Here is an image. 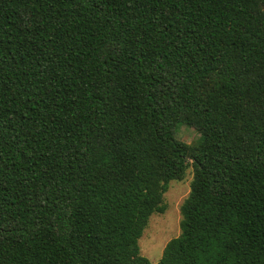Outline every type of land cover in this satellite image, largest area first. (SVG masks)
Listing matches in <instances>:
<instances>
[{
  "label": "trees",
  "instance_id": "1",
  "mask_svg": "<svg viewBox=\"0 0 264 264\" xmlns=\"http://www.w3.org/2000/svg\"><path fill=\"white\" fill-rule=\"evenodd\" d=\"M0 264H264V0H0Z\"/></svg>",
  "mask_w": 264,
  "mask_h": 264
},
{
  "label": "rangeland",
  "instance_id": "2",
  "mask_svg": "<svg viewBox=\"0 0 264 264\" xmlns=\"http://www.w3.org/2000/svg\"><path fill=\"white\" fill-rule=\"evenodd\" d=\"M199 136V132L187 124L181 123L176 127L175 137L184 142L193 143ZM192 179L193 167L189 166L182 180L169 183L163 201L166 210L150 216L148 225L139 239L141 254L153 263L160 260L166 244L181 233V206L190 193Z\"/></svg>",
  "mask_w": 264,
  "mask_h": 264
}]
</instances>
